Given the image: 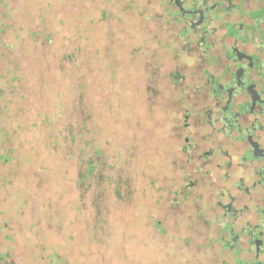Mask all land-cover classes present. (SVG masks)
I'll return each mask as SVG.
<instances>
[{
	"label": "rangeland",
	"instance_id": "obj_1",
	"mask_svg": "<svg viewBox=\"0 0 264 264\" xmlns=\"http://www.w3.org/2000/svg\"><path fill=\"white\" fill-rule=\"evenodd\" d=\"M263 60L264 0H0L5 264H264V196L258 228L221 214L259 167L211 166L189 123Z\"/></svg>",
	"mask_w": 264,
	"mask_h": 264
},
{
	"label": "flooded vegetation",
	"instance_id": "obj_2",
	"mask_svg": "<svg viewBox=\"0 0 264 264\" xmlns=\"http://www.w3.org/2000/svg\"><path fill=\"white\" fill-rule=\"evenodd\" d=\"M238 55H242V53L238 52ZM253 54H250L252 56ZM227 59H232L227 58ZM235 59V57H234ZM247 61V60H246ZM264 63V60H263ZM236 64H243L244 67H246L247 70V76L245 79V85L243 87V91L237 92V89L234 88L231 84L232 81L225 80L226 72L225 70H222L220 74H223V78L221 79L222 83L229 86L228 91L225 94L219 95V99L214 98L213 95H211V99L214 105V108L216 109V114L213 116L212 114H207L206 117L203 116L202 118L196 119L192 118L189 123H191L192 127H201L204 128H212V131L206 132L201 138L200 142L202 145L204 142H210L211 146L207 150L199 151L198 147L195 148V151L197 149V155L199 154H206L210 156V164L211 166L217 165L219 168L222 166H229L232 165L235 166L237 169L244 171L245 167H259L251 174L253 176H256V180H253L251 183V186L246 187L244 189V197L241 198L243 202H238L237 199L230 195L229 192L225 193L224 195L228 196L229 198V204L227 206L222 205V209L224 210L223 215H225L230 221L233 223L235 227H244L245 225H249L250 227L258 228V223L251 224L247 219L246 216L247 211L249 210L248 205L246 202L248 201H254V199H257L258 197L264 196V186L261 183H258V176L257 171L264 168V81L261 82V79H264V72L263 74H259L255 71H253L252 68H250L247 64L241 63V61H238ZM255 72L256 79L250 80L248 77V73ZM232 80V79H231ZM208 88L209 85H206ZM205 86V87H206ZM259 86L258 89L256 87ZM211 89V87H210ZM213 90L211 89V94H213ZM232 94V97H228V95ZM256 96L260 97V100H256ZM238 97L242 98L241 101L236 100ZM247 98L249 101H247ZM232 100L237 103H243L244 109L242 113H237L236 116L232 118V122L229 125L227 123V119L223 118V114L218 113V109L224 106V102L227 100ZM220 102V103H219ZM198 107V104H197ZM199 107L202 109L203 107L199 104ZM203 110V109H202ZM209 111V109H208ZM204 126V127H202ZM192 132V131H191ZM246 132L247 137L246 140H240V135L244 134ZM191 135V134H190ZM192 137V136H191ZM235 140V142H232V140ZM195 146L196 143H194ZM250 144L254 145L255 147L252 149L250 148ZM215 145L219 146L222 151H216L214 149ZM200 147V144H199ZM229 147L232 148V150L228 149ZM257 148V151L256 149ZM250 151L252 158L251 161H242V155L246 153L247 151ZM262 152L261 155H258V153ZM217 161V162H216ZM219 170V169H218ZM229 177V175H227ZM242 178H240L235 186L236 190L241 191L242 190ZM259 186L261 188V192H257L254 196H250V188L255 189ZM1 187V186H0ZM229 191V190H228ZM223 195V196H224ZM6 192L0 188V220H2V226L6 228L8 226L7 218L11 216H16V210L13 212H6L9 211L10 206L6 205ZM13 202V201H12ZM12 202L10 204H12ZM245 202V203H244ZM236 203L239 208H233V204ZM221 205V202L218 203ZM255 215L254 217L259 218L258 213H261L264 216V208H260L259 206H255ZM5 211V213L3 212ZM258 220V219H257ZM244 222V224H242ZM258 224V225H256ZM241 225V226H239ZM260 226V225H259ZM261 228H263L262 231V238H264V222L261 225ZM2 229L0 225V233ZM6 237V235H5ZM11 238V237H10ZM243 240H246V243L249 244V246L253 247L250 239L248 237H242ZM241 238V239H242ZM241 239L239 241V245L241 247ZM242 240V241H243ZM242 248V247H241ZM243 250V249H242ZM254 251V250H253ZM260 255L263 256L259 257ZM260 255H254V260H259L260 262L264 263V253ZM7 258V254L5 252L0 251V264H5V259ZM262 258V259H261Z\"/></svg>",
	"mask_w": 264,
	"mask_h": 264
}]
</instances>
